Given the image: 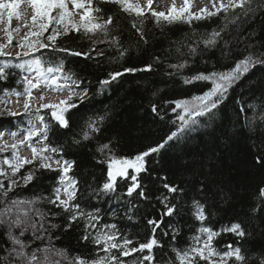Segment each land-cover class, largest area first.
Segmentation results:
<instances>
[{
  "label": "snow or ice",
  "instance_id": "obj_1",
  "mask_svg": "<svg viewBox=\"0 0 264 264\" xmlns=\"http://www.w3.org/2000/svg\"><path fill=\"white\" fill-rule=\"evenodd\" d=\"M211 3V10L205 7L193 12L191 10L193 0H183L182 7L177 8L173 2L165 12L154 10L152 7L154 0H145L144 5L140 0H0V25H5L2 28L5 35L4 42L0 43V57H11L10 49L13 47L19 49L15 54V60L31 57L19 64L11 65L6 62L0 65V81L7 80L10 74L7 69L10 67L19 69L21 75L17 83L23 85V92L5 90L4 95L15 96L18 103L22 98L25 113H30L33 117L29 120L28 127L22 130L21 140L16 139L18 132H10L11 138L15 141L12 144L4 141L5 133L0 131V154L10 152V157L0 160V206H2L0 239L3 240V243H0V264H128L126 259L128 257H133L132 264H159L154 250H163L164 245L157 237V230L162 225L166 229L171 226V221L165 225L163 217L179 216L181 209L185 207L199 223V227L195 229L187 247H172L173 255L164 264H264V252L259 256H248L239 246V241L249 235L241 222H233L220 231L205 225V221L211 215L210 207L215 206L218 198L224 197L222 186L212 178L210 171L205 173L193 169L191 181H185L182 186L180 183L170 182L166 174L156 173L146 159L153 154L158 155L170 142H177L199 131L201 127L208 126L202 124L203 118L207 117L210 121L214 117L219 105L227 98L229 90L251 69L257 66L264 68V42L253 43L251 37L246 42L238 40V44H244L245 54L242 58L235 59L232 67L226 71H211L207 74L200 72L184 77L185 84L200 81L209 83L210 87L190 100L170 102L175 104L173 111L176 112V120L172 123L176 124V128L158 145L129 159L117 157L111 141L99 144L96 148L98 156L94 159L97 164L105 165L107 172L105 181L98 189L93 188L86 179L82 181L71 174L76 162L65 159L63 148L53 146L49 141L53 125L43 114L44 110H49L51 119L59 128L68 129L70 122L67 114L89 98L88 87H82L84 81L71 70H66L65 60L56 56L57 53L96 60L99 63V58L103 57L105 52L98 45L104 44L119 54L118 59L127 55L129 49L122 40L120 17L113 14L105 15V9L101 5H113L119 13L132 17L131 27L138 37L137 43L144 45L149 43L143 30L144 22L149 17L157 26L177 22L191 26L193 21L220 17L223 21L220 27L201 35L199 39L191 40L190 43H181V46L176 48L177 55L182 59L176 63H168L167 67L178 73L189 65V60L183 59L185 56L194 58L203 51L219 50L223 59L232 58L235 49L232 46L229 26H239L242 18L246 22L247 19L264 13V0H211ZM22 5L31 10V23H24L23 27L26 29L24 36L14 44V35L19 34L21 29L19 26L13 29L12 21L14 18L21 20ZM73 35L87 39L92 47L88 51H79L61 43L64 37ZM184 48H187L186 53L183 51ZM42 50H47L51 54L48 60L37 56ZM155 60L163 62L160 57H156ZM152 70L153 65L147 64L143 68L126 67L123 71H109L108 77L101 79L99 84L102 87L110 86L125 74ZM34 90L39 93L38 97H34ZM47 92L67 95L58 102L45 103ZM33 99L41 101L34 112L31 106ZM248 107L252 109L253 116L246 126L251 127L256 122L257 115L259 121L264 124V104L260 106L259 113L257 106ZM241 111L245 109L241 107ZM3 112H7L9 116L20 114L9 108L0 109V114ZM152 112L160 115L156 105L152 106ZM160 118L163 119V115H160ZM104 119L103 116L89 118L81 130L80 138L74 139L73 143L79 145L98 136ZM21 148L29 150L31 157H22ZM256 163L264 166V155H258ZM26 166L31 167L26 169ZM129 169L134 174H130ZM43 173L57 174L50 196L25 200L10 195L17 186L27 187L38 179V174ZM118 178L125 183L119 184ZM20 181H23L22 185ZM81 183L87 185L96 196L103 195L116 201L124 197L148 201L150 186L161 188L160 194L155 198L163 206V211L159 219L147 220L151 230L148 240L139 243L138 246H130L133 245V240L122 237L115 223H101L103 217L99 209L86 211L78 202ZM134 199L125 202L133 204ZM257 199L258 203L251 209L253 213L264 211V187L258 190ZM44 201L59 211L45 212L37 207ZM61 214H65L66 220L63 231H68L74 224L83 222L80 239L94 246V258L89 259L79 254L70 256L66 249L55 245L54 241L59 239V236H54L53 233L60 229L61 225L53 223L52 220ZM129 219L132 217L129 216ZM222 233L234 235L237 243L226 244V250L219 251L215 241ZM178 234V228L172 230L173 244ZM162 235L168 236L169 231H163ZM136 253L141 255L137 257Z\"/></svg>",
  "mask_w": 264,
  "mask_h": 264
},
{
  "label": "trees",
  "instance_id": "obj_2",
  "mask_svg": "<svg viewBox=\"0 0 264 264\" xmlns=\"http://www.w3.org/2000/svg\"><path fill=\"white\" fill-rule=\"evenodd\" d=\"M101 7L105 9V15L113 14L120 17L122 40L129 49L127 55L118 59L119 54L104 44L98 45L105 52V55L99 58V63L96 60L57 53L56 56L65 60L66 70H71L84 81L82 87H88L89 98L67 114L70 122L68 129L59 128L51 119L49 110H44L43 113L46 120L53 125L49 141L53 146L63 148L65 159L76 162L71 174L82 181L86 179L97 189L105 181L107 172L106 166L97 164L94 159L98 156L96 148L99 144L111 141L116 156L129 159L158 145L176 128V124L172 123L176 120V112L173 111L175 104L170 102L190 100L210 87L209 83L200 81L185 84L184 77L200 72L207 74L211 71H226L232 67L234 60L242 58L245 54L244 44H238V40L246 42L251 37L253 43L264 42V13H259L246 22L242 18L239 26H229L232 46L235 49L232 58L223 59L219 50L203 51L194 58L183 57L189 60V65L176 73L167 67L168 63H176L182 59L177 55L176 48L180 47L181 43H190L191 40L199 39L201 35L220 27L223 23L220 17L193 21L191 26L181 22L157 26L149 17L143 26L149 43L144 45L137 43L138 37L131 27L132 17L119 13L113 5ZM16 41L17 39L14 44ZM61 43L79 51H88L92 47L87 39L75 35L64 37ZM183 51L186 53L187 48ZM37 56L48 60L51 54L47 50H42ZM156 57H160L163 62H156ZM8 59L7 63L15 65L11 57ZM147 64L153 65L152 71L125 74L110 86L102 87L99 84L101 79L108 77L109 71H123L126 67L143 68ZM7 71L10 73L7 80L0 81V101L5 90L23 92V85L17 83L21 75L19 69L10 67ZM169 72L174 74L168 75ZM262 104L264 68L257 66L229 90L227 98L219 105L210 121L207 117L203 118L202 124L208 126L201 127L199 131L177 142H170L158 155L153 154L146 158L156 173L166 174L170 182L180 183L182 186L185 181H191L193 169L205 173L210 171L212 178L222 186L224 197L218 198L215 206L210 207L211 215L205 221V225L220 231L233 222H241L249 235L239 241V246L248 256H259L264 252V211L255 213L251 211L258 203V190L264 187V166L256 163V157L264 155V124L259 121L257 115L256 122L251 127L246 126L253 116V111L248 106H257L259 113ZM153 105H156L157 112L163 115V119L152 112ZM241 107L245 111L242 112ZM100 116L105 118L100 134L90 141L74 144L73 140L80 138L85 122L89 118ZM21 121H24L22 116H9L7 112H3L0 114V130L12 128ZM28 167L31 166H26V169ZM56 175L38 174V179L27 187L17 186L10 195L28 200L38 196H50ZM118 183L123 184L125 181L118 179ZM20 184L22 185L23 181H20ZM150 187L148 201L127 197L116 201L103 195L96 196L87 185L81 183L78 202L86 211L99 209L103 217L102 224L115 223L122 237L133 240V245L130 246H138L151 236L147 220L159 219L163 211V206L155 198L162 189ZM129 199H134V203L125 202ZM37 207L45 212L59 211L46 201L39 203ZM129 216L132 219H129ZM163 219L165 225L171 221V226L166 229L162 225L157 230V237L164 245L163 250H154L159 264H164L172 257L173 246L187 247L195 229L199 227V223L192 218L187 207L181 209L179 216ZM52 222L61 225V228L53 233L54 236H59V239L54 241L57 247L66 249L70 256L79 254L89 259L94 258V246L80 239L83 222L74 224L68 231L62 230L66 223L65 214L55 217ZM175 228L179 229V234L173 244L171 236ZM165 230L169 231L168 236L162 235ZM0 243H3L2 239ZM229 243L236 244L237 238L230 233H222L216 238L215 246L217 250L224 251L225 245ZM135 255L139 257L141 253ZM126 259L128 264H132L133 257Z\"/></svg>",
  "mask_w": 264,
  "mask_h": 264
},
{
  "label": "rangeland",
  "instance_id": "obj_3",
  "mask_svg": "<svg viewBox=\"0 0 264 264\" xmlns=\"http://www.w3.org/2000/svg\"><path fill=\"white\" fill-rule=\"evenodd\" d=\"M165 1V2H164ZM163 2L164 3H166V5H161V6H159V2H156V0H154V4H153V8H154V10L155 11H165V12H167L168 10H169V8L172 6V4H173V2L172 3H170V4H168L167 3V1L166 0H163ZM140 3L142 4V5H144L145 4V0H140ZM174 3H175V6L177 7V8H180V7H182L183 6V4L182 3H176L175 1H174ZM205 7H207L209 10H211L212 9V3H211V0H194L193 1V4H192V8H191V10L193 11V12H198L200 9H202V8H205ZM31 12V10H29V9H26L25 8V6H23L22 5V11H21V15H22V18H21V20H16L15 18L13 19V21H12V28L13 29H15L16 27H20V32H19V34H17V35H14V41L17 39H20V38H22L23 36H24V33H25V31H26V29L23 27V25H24V23H28V24H30L31 23V17H30V12ZM5 25H0V43H2V42H4V33H3V31H2V28L4 27ZM14 41H13V43H14ZM11 51V53H12V55L14 54H16V52H18L19 51V49L18 48H15L14 50L12 49V50H10ZM28 59H31V57H29V58H27V60ZM34 93H35V97H38V95H39V93L37 92V91H35L34 90ZM48 93H46V95H47ZM57 94L56 93H52V96H47V100H51V99H54L55 101L56 100H58L57 99V97L59 96H56ZM65 97V96H64ZM34 101H36V102H38L39 100L38 99H35ZM44 102H46V101H44ZM16 102H13L12 101V103L11 104H9V100H5V101H3V104H1V106H0V108L1 109H4V108H9V109H11L12 111H19V109L21 108L22 109V107H21V105H17V104H15ZM40 104V103H39ZM6 156L5 155H3V153L2 154H0V160H2V159H4ZM130 170V169H129ZM132 172V171H131ZM133 173V172H132ZM25 200H28V199H25Z\"/></svg>",
  "mask_w": 264,
  "mask_h": 264
},
{
  "label": "bare ground",
  "instance_id": "obj_4",
  "mask_svg": "<svg viewBox=\"0 0 264 264\" xmlns=\"http://www.w3.org/2000/svg\"><path fill=\"white\" fill-rule=\"evenodd\" d=\"M167 3H172V0H168ZM26 9H27V8H26ZM14 49H15V48H13V50H14ZM14 57H15V55L13 54V55L11 56V58L14 60V63H15V64H19V63L23 62L24 60H27V58H29V57H22L21 60H15ZM8 60H9L8 57H0V65H3V64L6 63ZM13 91H15V90H12L11 92H13ZM15 92H18V91H15ZM51 96H52V95H51ZM56 96H58V95H56ZM64 96L66 97L65 94H61V95H59V96L57 97L58 100H56V101H55L54 99L46 100L45 103H47V102H51V103L58 102L60 99H64V98H65ZM5 100H9V104H11L12 101H13V102H16L15 104H17V105H21L22 109H21V108L19 109L18 112H19L20 114L17 115V116H22V117L24 118V121H21V122H19V123H16L14 127H12V128H6V129H3V130H0V131H3V132L5 133V135H4V141H6L8 144H12V143H14L15 141H13V139L11 138V136H10V132H12V131H16V132H18L19 134H23L22 130H23V129H26V128L28 127V122H29V120L32 119L33 117L31 116L30 113H25L24 108H23V99H22V98L20 99V101H19V103H18V102L16 101V97H15V96L6 97L5 95H3L2 98H1V101H5ZM38 100H39V99H38ZM39 103H41V101H38V102H36V101H32V102H31V106H32V111H33V112L35 111V109H36V107L39 105ZM1 104H3V102H1ZM39 126H40V125L37 123V127H39ZM17 138H18V136H17ZM17 138H16V139H17ZM17 140H18V139H17ZM3 155H5L6 157H10V152L3 153ZM20 155H21L22 157H28V158H30V157H31V152H30L29 150H27L26 148H21V149H20ZM131 159H132V158H131ZM129 171H132V170L130 169ZM118 179H119V178H118ZM0 207H2V206H0ZM223 248H224V247H223Z\"/></svg>",
  "mask_w": 264,
  "mask_h": 264
}]
</instances>
